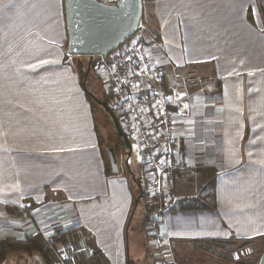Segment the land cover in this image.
<instances>
[{
  "label": "crops",
  "instance_id": "1",
  "mask_svg": "<svg viewBox=\"0 0 264 264\" xmlns=\"http://www.w3.org/2000/svg\"><path fill=\"white\" fill-rule=\"evenodd\" d=\"M148 2V53L165 68L173 98L183 92L175 67L218 79L175 123L186 172L209 183L210 199L162 212L165 256L174 260L180 247L209 254L198 243H219L252 248L264 264V0ZM64 35L63 0H0V79L20 89L0 93V243L76 225L109 264H130L127 220L141 169L105 173L86 100L64 64ZM164 248L153 246L154 258ZM0 264L47 263L32 249Z\"/></svg>",
  "mask_w": 264,
  "mask_h": 264
},
{
  "label": "built area",
  "instance_id": "2",
  "mask_svg": "<svg viewBox=\"0 0 264 264\" xmlns=\"http://www.w3.org/2000/svg\"><path fill=\"white\" fill-rule=\"evenodd\" d=\"M92 62L121 130L141 149L148 199H158L164 194L167 176L187 168L180 155L176 120L185 112L191 97L215 87L218 79L200 75L191 67L184 68L183 73L175 67L173 76L181 79L183 92L173 98L165 68L152 61L138 31L106 57L93 55ZM23 208L32 211L29 203ZM161 214L155 206L149 218L155 245L160 249L167 244L159 228ZM42 240L53 256V264H78V255L85 259L91 256L92 249L81 226L42 233ZM245 253L251 254L252 248L232 255L239 259Z\"/></svg>",
  "mask_w": 264,
  "mask_h": 264
},
{
  "label": "rangeland",
  "instance_id": "3",
  "mask_svg": "<svg viewBox=\"0 0 264 264\" xmlns=\"http://www.w3.org/2000/svg\"><path fill=\"white\" fill-rule=\"evenodd\" d=\"M106 3H110L109 0H103ZM143 3V10L145 8H150V0H142ZM144 10L143 18H141L139 27H138V34L141 35L143 41L145 43H149V37L146 36L143 30V22L146 20V13ZM145 18V19H144ZM144 33V35H143ZM65 42H64V48L66 49V31H65ZM67 53V51L65 50ZM68 55V54H67ZM89 61V57L87 56H71L68 55L66 59H64V64L69 65L73 69V73L75 74L76 82H77V92L79 94H82L86 100L87 108L89 110L90 119L93 125V129L95 131V135L98 145L101 149V154L104 161L105 171L106 166H109L108 157L106 150L108 152V147H112L114 149V156L115 161L118 166V173L116 175H113V177H119L122 178L123 175L130 177L128 174V171L126 169L127 165H129V169L131 173L135 171L136 174L138 165L141 169L140 175H135L136 177L134 180H138L143 187V189H146V179L144 177V169L142 166V156L140 153V150L134 140L128 139L129 144L131 145V149L128 150L127 147H124V144L117 147L116 140L117 135L116 131L114 129V125L112 123V120L110 116L105 112V110L100 106L98 103H96L94 100H90L85 94L84 90H82L81 84L83 80V74L82 69H87V64ZM90 72L87 76V79L85 81V87L87 91L92 95L97 97L98 99L103 100L105 98L104 92H103V86L102 83L98 79V74L96 72V69L94 68V63L92 66L90 65ZM5 72V70H0V73ZM168 85V84H167ZM16 86L10 85L7 83V81L0 79V93H6V92H16L19 91ZM73 92V90H71ZM107 103L109 104L108 107L111 105L110 100L106 97ZM128 153V154H127ZM187 168L185 169V172L182 171H174L171 174L167 176L166 185L164 189L163 196L159 197L158 199H148L149 196H147V192L145 191V196L141 197L139 199V203L134 206V209H132L131 214L127 220L128 224V251L131 258L130 264H252L253 259H255V252L253 250L252 256L247 262H241L236 260L229 261L228 257H226V252L228 254H231V252L236 248L231 247L232 245H223L217 243L213 248H207V247H201V249L207 251L209 254H204V252H201L198 247H195V249L192 250H185L184 247H180L178 249L179 253L175 255L174 260L168 259L167 256H165V249L160 251L162 254L159 257H155L153 253L155 252V249H152L155 245V237H154V231L151 225H149V218L151 215V212L154 210V207L157 206L160 208V211L163 212L166 209L178 207L179 204H188V205H195V204H208L210 197L207 196V193L209 191V183L206 182L203 178L198 180V177L200 176L194 175L193 177L195 179H191V175H188V171L186 172ZM179 173V176L176 175ZM127 174V175H126ZM134 176V174H133ZM203 182V188L204 190H200V185ZM136 183V182H135ZM188 184V185H187ZM135 185V184H133ZM132 185V186H133ZM187 188V189H186ZM144 189V190H145ZM138 190V189H137ZM138 191H136L135 196ZM188 197H191L193 199L188 201H185L181 199L179 196L180 194H187ZM202 198H200V196ZM134 196V197H135ZM169 198V199H168ZM172 198L174 199L173 203ZM195 198V199H194ZM197 199V200H196ZM170 200V201H169ZM181 200V201H180ZM129 222V223H128ZM150 243H153L151 246H149ZM198 246V245H197ZM261 246V245H260ZM221 247V249L219 248ZM262 247V246H261Z\"/></svg>",
  "mask_w": 264,
  "mask_h": 264
},
{
  "label": "water",
  "instance_id": "4",
  "mask_svg": "<svg viewBox=\"0 0 264 264\" xmlns=\"http://www.w3.org/2000/svg\"><path fill=\"white\" fill-rule=\"evenodd\" d=\"M142 10V0H115L112 3L103 0H63L67 54L89 57L84 82L92 63V56L106 57L136 33ZM90 96L110 116L117 136L130 150L128 137L121 130L115 114L105 102L91 94ZM107 155L112 174L116 175L118 166L112 147H109ZM137 187L140 193L135 200V206L143 196L141 185Z\"/></svg>",
  "mask_w": 264,
  "mask_h": 264
},
{
  "label": "trees",
  "instance_id": "5",
  "mask_svg": "<svg viewBox=\"0 0 264 264\" xmlns=\"http://www.w3.org/2000/svg\"><path fill=\"white\" fill-rule=\"evenodd\" d=\"M63 18H64V12H63ZM64 24H65V22H64ZM66 31V30H65ZM92 64H93V62L91 63V66H92ZM85 71L86 70H83L82 69V74H83V80H82V84H81V87H82V90H84L83 92H84V94L91 100L92 98H91V96H90V93L87 91V89H86V87H85V82H84V73H85ZM89 72H90V69H89V71H88V74H89ZM88 74H87V76H88ZM86 79H87V77H86ZM86 79H85V81H86ZM105 96V95H104ZM93 100V99H92ZM99 100H101V99H99ZM101 101H103V102H105L107 105H109L108 103H107V100H106V97L103 99V100H101ZM110 108V107H109ZM106 112V111H105ZM107 113V112H106ZM112 120V119H111ZM113 123V122H112ZM96 134V133H95ZM116 135H117V133H116ZM97 136V135H96ZM109 148V147H108ZM106 153H107V150H106ZM128 154V153H127ZM107 157H108V155H107ZM108 162H109V160H108ZM126 169H127V171L128 172H130L131 173V171L129 170V165H127V167H126ZM105 173L107 174V175H113L112 174V171H111V168H110V164H109V166L107 167L106 166V171H105ZM129 174V173H128ZM135 182H136V187H137V185H141V183L138 181V180H135ZM137 189H138V187H137ZM141 189H142V192H143V196L142 197H144L145 196V190L143 189V186L141 185ZM138 192H137V194H136V196L134 197V199H133V205H132V208H134V201H135V199L139 196V193H140V191H139V189L137 190ZM138 203H139V201H138ZM85 231V230H84ZM87 234V233H86ZM87 237H88V242H89V244H90V246H91V249H92V251H91V256H90V258H87V259H85L84 257H82L83 255H78L77 256V258H76V260H77V263L78 264H109L106 260H105V258L103 257V255L101 254V252L98 250V249H96L93 245H92V243H91V239L89 238V236H88V234H87ZM198 246H201V247H207V248H209V245L207 244V243H203V242H201V243H198ZM211 248H212V246H211ZM32 249H37V250H39L40 252H42L43 254H44V259H45V262L47 263V264H53V256L48 252V250H47V247H46V245L44 244V242H43V240H42V238L41 237H39L38 238V240H31V239H25L24 241H8V240H5V241H2L1 243H0V262L4 259V256L7 254V253H9V252H13V251H18V250H22V251H31ZM236 251V250H235ZM233 252H231V254H228V252H226V257H228V259H229V261H231V260H236V261H245V260H242V258H239V259H234L233 258ZM247 255H249V254H247ZM251 258V256L249 255V257L247 258V260H249ZM247 260H246V262H247ZM256 258L255 259H253V263L252 264H255L256 263ZM243 264H246V263H243Z\"/></svg>",
  "mask_w": 264,
  "mask_h": 264
},
{
  "label": "flooded vegetation",
  "instance_id": "6",
  "mask_svg": "<svg viewBox=\"0 0 264 264\" xmlns=\"http://www.w3.org/2000/svg\"><path fill=\"white\" fill-rule=\"evenodd\" d=\"M123 144H124V143L122 142V145H123ZM116 145H117V147H119V145H121V140L119 139V137H117ZM124 147H125V144H124Z\"/></svg>",
  "mask_w": 264,
  "mask_h": 264
}]
</instances>
